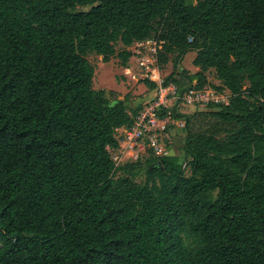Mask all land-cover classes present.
<instances>
[{
    "label": "trees",
    "instance_id": "16d2710c",
    "mask_svg": "<svg viewBox=\"0 0 264 264\" xmlns=\"http://www.w3.org/2000/svg\"><path fill=\"white\" fill-rule=\"evenodd\" d=\"M149 40L163 86L213 70L228 103L173 107L181 156L116 166L141 107L93 89L87 56L125 67ZM0 264H264V0H0Z\"/></svg>",
    "mask_w": 264,
    "mask_h": 264
},
{
    "label": "built area",
    "instance_id": "2783aa9c",
    "mask_svg": "<svg viewBox=\"0 0 264 264\" xmlns=\"http://www.w3.org/2000/svg\"><path fill=\"white\" fill-rule=\"evenodd\" d=\"M135 45L132 54L145 70L146 80L155 83L156 89L153 97L141 104V109L133 117L132 126L123 130L125 135L122 148L124 152L129 151L130 157L134 160L139 158L138 154L144 152L145 147H148L155 157L169 156L171 154L170 146L172 145L169 126L174 121L170 117V110L173 107L180 109L183 107H204L209 104L226 105L229 96L225 99L221 93L223 91H217L209 87L200 89L191 87L178 95L174 85L163 86L164 79L161 77L158 64L161 43L149 40ZM161 110L168 111L165 117L158 116V112ZM112 159L115 162V158L112 157ZM184 167L185 165H183Z\"/></svg>",
    "mask_w": 264,
    "mask_h": 264
},
{
    "label": "rangeland",
    "instance_id": "374dc122",
    "mask_svg": "<svg viewBox=\"0 0 264 264\" xmlns=\"http://www.w3.org/2000/svg\"><path fill=\"white\" fill-rule=\"evenodd\" d=\"M82 10H86L83 8ZM135 44L127 50L133 51ZM124 48L121 44H117L116 51L119 52ZM195 52L187 53L183 60L180 62L179 66L181 69H185L190 73L194 70V66L192 65V61L195 57ZM87 60L94 67V76L92 80V86L95 90H104L108 94L112 93L110 96L114 99L118 100H126L129 107L135 109L137 106L141 107V104L149 101L154 94V90H148L142 80L145 78V70L142 68L140 62L137 59L129 58L126 67L131 69V74L124 76L123 75V67L120 65V61L116 57L110 58L108 62H103L102 57L91 54L87 56ZM160 74L162 79L166 78L172 71L171 63H167L164 66H159ZM207 80L209 83V88L212 86L220 87V83L215 79L213 70L207 72ZM222 96L225 99L228 98L229 92L227 90H223ZM228 100V99H227ZM206 109L204 107H196V108H180L178 111L182 114H191L195 111H203ZM181 121H173V123L169 126L171 133L172 145L170 146L171 153L174 156H181V145L183 143L184 133L182 130L183 124ZM168 128V129H169ZM125 131H121L116 134L117 139L119 140V148L112 152V157L115 158V163L117 165H121L126 162L133 161L134 159L131 154L128 152H124L122 145L124 140ZM147 149V147H145ZM145 151V150H144ZM145 154V152H140L138 157ZM186 175L188 172L186 171Z\"/></svg>",
    "mask_w": 264,
    "mask_h": 264
},
{
    "label": "crops",
    "instance_id": "0c3cea01",
    "mask_svg": "<svg viewBox=\"0 0 264 264\" xmlns=\"http://www.w3.org/2000/svg\"><path fill=\"white\" fill-rule=\"evenodd\" d=\"M129 51H130V50H129ZM130 52H131V51H130ZM131 57H132L133 59H135L134 56H133V54H132V52H131ZM123 69H124V71H123V75H124V76H127V75H130V74H131V69H129L128 67L125 66V67H123ZM197 70H198V69L194 67V70H193L191 73L193 74V73L197 72ZM123 130H124L123 128L118 129L117 134H118L119 132L123 131Z\"/></svg>",
    "mask_w": 264,
    "mask_h": 264
},
{
    "label": "water",
    "instance_id": "95a60500",
    "mask_svg": "<svg viewBox=\"0 0 264 264\" xmlns=\"http://www.w3.org/2000/svg\"><path fill=\"white\" fill-rule=\"evenodd\" d=\"M122 103V101H120ZM13 237H17V234H14Z\"/></svg>",
    "mask_w": 264,
    "mask_h": 264
}]
</instances>
